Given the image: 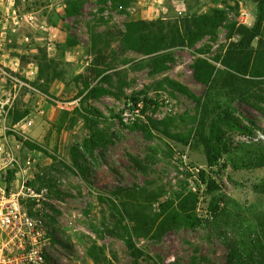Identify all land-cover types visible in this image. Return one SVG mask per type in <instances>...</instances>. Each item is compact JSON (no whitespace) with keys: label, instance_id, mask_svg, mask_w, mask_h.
Listing matches in <instances>:
<instances>
[{"label":"rangeland","instance_id":"1","mask_svg":"<svg viewBox=\"0 0 264 264\" xmlns=\"http://www.w3.org/2000/svg\"><path fill=\"white\" fill-rule=\"evenodd\" d=\"M66 1L0 0L2 51L18 59L21 77L34 68L32 83L43 94L22 88L9 96L7 85L0 100L8 109V127L14 110L36 115L31 127L17 133L22 141L16 153L21 161L30 158L31 165L25 171L18 166L8 169L7 182L14 188L24 182L48 189L49 201L37 208L47 225V264H134L125 243L110 233L116 224L109 200L119 205L129 198L155 216L161 202L189 190L199 197L197 226L170 230L160 239L135 241L159 264H191L193 257L196 264H209L204 258L224 264V238L264 213V193L256 190L264 179V165L254 163L264 145V101L258 99L264 98V77L245 76L254 82L242 83L244 99L221 85L223 72L210 84L196 81L193 65L206 58L217 69L227 70L220 60L229 42L238 38L226 37L228 25H247V20L240 22V8L256 12L254 3L217 0L211 6L192 0L187 13L147 19L183 26L193 24L184 21L187 16L209 14L213 7L224 12L222 25L213 32L210 22L201 19L205 25L194 45L168 49L173 59L155 71L153 56L120 40L119 32L130 20L121 9L110 2L85 0L79 14L66 16ZM12 9L15 13H8ZM92 65L99 74L89 69ZM85 79L109 93L96 98L78 95L85 90ZM168 80L186 86L207 105L204 138L215 145L213 165L207 164L198 130L202 109L172 89ZM135 97L145 99L142 115L124 122L119 111ZM94 132L105 142L92 148L88 139ZM24 141L40 145L41 150L28 148ZM201 169L206 178L215 180L216 189H208L200 179ZM23 204L34 212L31 200L24 199ZM211 204L217 206L215 212Z\"/></svg>","mask_w":264,"mask_h":264},{"label":"trees","instance_id":"2","mask_svg":"<svg viewBox=\"0 0 264 264\" xmlns=\"http://www.w3.org/2000/svg\"><path fill=\"white\" fill-rule=\"evenodd\" d=\"M255 5L257 19L253 25L233 23L228 25L226 37L231 39L237 35L236 40H231L227 46L221 63L227 70L217 69L216 66L206 58H198L193 65V74L196 81L205 85L213 82L215 75L219 72L225 73L220 82L227 89L228 93L247 99V92L243 90L242 83H250L249 77H264V0H251ZM85 0H67L64 4V14L66 16H74L80 13L81 7ZM106 2V0H105ZM131 0H111L112 6L122 12H126V7ZM125 8V9H124ZM190 19V20H189ZM201 19L210 22L211 32L216 27L221 26L224 20V12L213 7L209 14L201 16H187L184 21H192L193 24L180 23L163 24V19L147 20V19H130L124 23L125 30H120V40L129 44L132 49L142 54L153 56L154 70L164 69L166 61L173 59L171 52L168 50L175 46H192L201 37V26L205 23ZM107 33V32H105ZM112 33V32H110ZM93 68V69H92ZM96 74L93 65L89 68ZM81 77V75H79ZM43 79V77H41ZM38 77V79H41ZM254 82V81H252ZM168 85L178 90L194 100L200 111L198 122V130L201 139H203L207 164L213 165L217 156L214 155L215 145L209 138H204V130L207 119V105L202 102L201 97L193 94L186 86L175 80H168ZM36 84V83H35ZM83 90H79V94H85L86 98H96L103 94L109 93V90L103 87L90 86V82L85 79L83 82ZM143 100V108L146 105L145 99L135 97L131 101L133 103ZM258 99L264 101L259 96ZM28 110L19 112L14 110L11 113V122L16 124L25 116ZM121 117V116H119ZM15 138L22 141L17 134ZM104 137L92 133L88 139V145L92 148L104 143ZM30 149L41 150L40 145L30 141L23 142ZM260 155L254 162L255 165H264V145L260 147ZM200 179L206 183L208 189L214 190L218 187L212 178H206L203 169L199 170ZM256 190L264 193V179L256 185ZM121 192L116 190L114 194L117 196ZM127 192V190H124ZM129 197V194H127ZM101 198V197H100ZM198 195L189 190L180 193L176 198H169L160 203V211L157 215L152 216L148 207L141 203L122 201L119 205L114 200H109V208L115 219L116 230H110V233L118 236L126 245L130 255L134 259V264H159L147 250L137 245L136 238L160 239L168 231L180 227H195L199 224L196 216V207L198 203ZM211 211H216V205H210ZM126 220V221H125ZM226 247V257L224 264H264V213L256 214L255 220L242 228L233 237L224 238ZM196 257H193L191 264H196ZM205 261L210 263L207 258ZM49 257L46 255V262ZM168 264H176L170 262Z\"/></svg>","mask_w":264,"mask_h":264},{"label":"built area","instance_id":"3","mask_svg":"<svg viewBox=\"0 0 264 264\" xmlns=\"http://www.w3.org/2000/svg\"><path fill=\"white\" fill-rule=\"evenodd\" d=\"M249 16L250 10L241 7L240 22L243 23ZM28 19L31 22L33 18L30 15ZM16 65L19 68L18 60ZM29 69L27 75L21 77L17 68L0 61V93L2 94L3 88L8 85L10 87L9 96L18 95L22 88L34 95L43 96L32 83L33 75H35L34 68ZM5 105L0 100L1 119L7 117L8 109L5 110ZM142 108V99L136 103L131 101L125 103L119 111L121 119L124 122L136 120L142 115ZM35 117L34 112L27 115L14 126L5 127L6 132L12 130L10 133L15 138L14 134L24 133L22 129L33 125ZM16 141L15 147L8 144L7 140L0 143V264H45L48 232L46 220L41 213H37V208L49 201V192L45 186L36 189L24 182L17 188H14L12 184L8 185V169L18 166L21 171H25V168L31 165L30 158L21 161L18 157L16 150L21 142L17 139ZM24 199L34 203V212L25 208Z\"/></svg>","mask_w":264,"mask_h":264},{"label":"crops","instance_id":"4","mask_svg":"<svg viewBox=\"0 0 264 264\" xmlns=\"http://www.w3.org/2000/svg\"><path fill=\"white\" fill-rule=\"evenodd\" d=\"M97 1L105 2V0H94V2ZM191 1L192 0H131L130 4L125 9L126 12L122 14L128 15L130 19H152L155 17L169 18L177 14H182L184 12L187 13L189 9L192 8V5L190 4ZM196 1L200 2L201 5L202 4L204 5L205 2H207L208 4L213 6L217 0H196ZM106 2L111 3V0H106ZM0 9H2L1 6ZM9 12L15 13V9L8 11V13ZM256 19H257V13L250 11V16L246 19L248 22L247 25L249 26L253 25ZM51 33L52 32H50V34ZM3 34L4 32H0V41L3 39L2 37ZM2 45L3 44L0 42V50H1L0 61L14 68L19 69L17 66L18 64L16 65L18 59L14 56L9 57L8 54L2 51ZM6 121L7 118L5 119L0 118V143H2V141L7 140L8 144L12 145V147H15V143L17 141L14 138V136L6 132L5 127H8ZM14 125L15 124H12V126Z\"/></svg>","mask_w":264,"mask_h":264}]
</instances>
